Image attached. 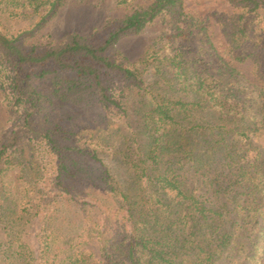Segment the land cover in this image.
<instances>
[{"label": "rangeland", "instance_id": "1", "mask_svg": "<svg viewBox=\"0 0 264 264\" xmlns=\"http://www.w3.org/2000/svg\"><path fill=\"white\" fill-rule=\"evenodd\" d=\"M151 3L152 0H133L132 5L133 8L143 9ZM252 5L249 0H181V7L174 16L165 11L141 34L123 37L118 43L123 59L130 64H140L145 57L149 58L148 65H139L142 88L126 86L114 74L105 75L107 94L121 107L103 106L98 102L99 97L93 95L86 108L75 107L69 111L60 106L61 99L55 92L53 77L34 82L35 88L48 97L43 122L45 127L52 130L60 153L55 156L56 160L48 156V159L39 162L45 170V178L37 183L33 173L21 172L20 168L10 174L14 180L11 189L18 196L24 190H29L33 196V191L36 193L40 189L47 196L40 202L37 209L39 214L35 216L36 210L30 208L33 214L29 215L31 220L26 223L27 219H24L16 227L22 238L38 248L45 216L52 212L53 218L46 226L48 234L55 232L58 241L53 244L55 250L68 248L67 254L80 250L90 256L89 262L93 264L103 261L109 250L108 245L105 247V241L110 244L111 240L128 237L133 230L126 216V203L117 193L109 191L107 184L111 182L119 188L118 184L132 176L133 172L128 170L130 162L123 159L128 146H131L129 152L134 150L141 158L147 151V143L152 140L151 134L154 132L144 130L142 116L155 103L152 97L155 95L156 98L165 97L187 103L204 101V90L198 89L197 79L192 75L196 69L197 72L203 70L201 76L208 83L216 80L223 87V75L217 72L209 75L215 56H219L236 68L239 75L235 74V77L242 80L239 85H226L229 90L221 92L228 95L227 104L236 107L237 121L229 123V128L244 131L247 137L216 128L227 116L208 108V104L196 107L188 116H178L179 125L163 140H174V131L183 127L184 134L190 138L183 141L184 147L193 153L194 159L198 158L196 163L189 162L182 170L187 182L184 188L200 196L206 208L218 213H206L207 220L200 217L198 227L190 228L192 222L189 221L186 227L172 225L167 232L175 237L182 230L179 239L184 246L181 247V242L175 243L173 250L179 253L183 264H259L264 256V185H260L262 182L264 184V81L256 75L255 58L241 64L232 61L229 38L235 25H245L249 31L247 37L264 45V9L254 12ZM130 10L119 7L116 0H89L83 3L65 0L57 15L29 42L60 43L71 34L90 36L95 30L100 31L96 33L99 39L108 20H120L131 13ZM6 25L13 32L29 26L28 21L23 19H9ZM180 52L177 61L181 62V68L187 73L178 79L173 59ZM7 73L2 70L0 62V146L6 134L16 126L17 131L22 129L25 116L23 104H16L17 97ZM247 82L250 85L246 89L243 84ZM230 88L240 90L239 97L242 98H235ZM236 103L240 105L236 106ZM228 107L224 108V113ZM62 111L68 113L66 116L70 114L68 120L61 117ZM13 124L15 127H11ZM63 130H73L78 135L66 138L67 133L61 134ZM106 140L113 146H108ZM124 140L127 142L124 151L119 152L117 147L122 146ZM128 140L135 141L128 143ZM94 148L98 150L97 159L89 155ZM62 154L68 155L69 160L76 163L72 169L74 177L63 183L57 177L60 167L58 158ZM44 155L42 150L36 152L38 159ZM102 176L107 180H102ZM142 180L140 187L149 192L151 188H148L146 178ZM259 185L261 187L258 188ZM175 197L176 192L171 191L168 196L170 216L164 218L167 224L178 220L181 213L177 212ZM184 209L185 205L180 207V211ZM213 223L215 229L212 231L209 224ZM192 232L195 236L190 235ZM4 241L5 231L0 224V244ZM207 254L212 256L211 261ZM1 261L0 251V264Z\"/></svg>", "mask_w": 264, "mask_h": 264}, {"label": "trees", "instance_id": "2", "mask_svg": "<svg viewBox=\"0 0 264 264\" xmlns=\"http://www.w3.org/2000/svg\"><path fill=\"white\" fill-rule=\"evenodd\" d=\"M86 1L89 0H77L78 3ZM249 1L253 4L252 11L264 9V0ZM64 3L65 0H0V62L2 70L8 72L14 96L17 97L16 104H23L25 113L22 129L17 131L18 126L15 127L13 124L11 127H15L14 130L6 134L0 146V224L5 231V241L0 244L2 264L3 262L5 264H93L89 262L90 256L86 252L77 250L67 254L68 248L55 250L53 244L58 242L55 232L48 234L49 230L46 226L53 218L52 212L45 216L41 229L43 234L38 240V248L31 246L30 241L22 238V235L16 231V227L24 219H27L26 223L31 220L29 215L33 214L29 211L30 208L32 211L36 210L35 216L39 214L37 209L46 194L40 189L36 193L33 191L31 196L29 190H24L21 196H18L11 189L14 180L10 174L16 168H20L21 172L33 173V176L35 175L33 179L37 183L45 178V170L39 162L48 159V156L56 160L55 156H59L60 153L53 140L52 130L45 127L43 122L48 97L35 88L34 82L37 79L53 77L55 92L61 99L60 106L69 111L75 107L86 108L93 95L99 97L98 102L103 106L121 107L107 94V87L104 84L105 75L114 74L123 80L126 86L142 88L143 80L140 78L139 65H148L149 57H145L140 64L128 63L121 57L118 50L119 41L128 35L141 34L147 25L165 11L174 16L173 14H176L181 7V0H152V3L143 9L133 8V0H116L119 7L131 9V13L120 20H108L104 32L101 31L103 34L101 38H96V33L100 31L95 30L90 36L71 34L60 43H30L29 41L40 33L47 22L57 15ZM4 14L8 17L6 18ZM6 19H23L28 21L29 26L13 32L7 27ZM248 34L247 26H234L229 35L232 61L241 64L255 58L256 75L264 81V63H262L264 45L257 40L249 39ZM178 56H181V52L176 54L173 65L177 67L175 75L179 79L187 72L181 68V62L177 61ZM214 61L210 66L212 73L209 75L214 72L223 75V87L216 80L209 84L208 80L201 76L203 70L197 72L196 69L193 72L195 74L192 75L197 79L198 89L204 90L206 97L204 101L187 103L165 97L156 98L155 95L152 97L155 103L151 108L148 107L142 116V125L145 131L149 130L154 134H151L152 140L147 143V151L143 154V158L139 154L137 156L134 150L129 152L131 146H128L127 151L123 150L126 140L122 141V146L117 147L119 152L124 151L123 159L125 162H130L131 167L128 170L133 173L132 176L123 180L122 184H118L119 188L114 187L111 182L107 186L109 191L117 193L126 203V216L133 230L128 237L111 240L110 244L109 241H105V247L108 245L109 250L106 258L98 264H183L179 253L173 250L175 243L181 242L179 238L182 230L175 237L169 236L167 230L172 225L176 227L183 225L184 228L189 221L192 222L190 228H195L200 224V217L207 220L206 213L210 212L213 215L218 213L206 208L200 196L184 188L187 182L182 175V170L188 166L189 162L196 163L198 158L194 159L193 153L184 147L183 141L190 138L184 134L183 127L180 126V130L174 131V140H163L179 125L178 116H188L194 111L193 109L202 107L204 104L227 116L216 128L237 132L247 137L244 131L229 128V123L233 124L237 121L236 107L233 104H227L229 98L225 92L221 94L222 91L229 90L226 85L230 87L239 85L242 80H237L235 74H239L230 62H224L219 56H215ZM248 84V82L243 84L246 85V89L249 88ZM65 88L68 89L65 90ZM230 90L235 98L239 97L240 90L231 88ZM260 90L263 91V89ZM227 105L229 107L224 113ZM238 105L240 104L236 103V106ZM66 114L68 113L62 111L61 117L68 120L70 114L69 116ZM46 120L49 119L46 118ZM62 133H67L66 138L78 135L73 130L66 132L63 130ZM119 133L120 130L117 134ZM130 141L134 143L135 140H128V143ZM106 143L110 147L113 146L109 140H106ZM97 146L102 147L100 144ZM140 148L141 146L138 150ZM39 150H42L45 155L38 159L36 152ZM89 155L92 159H97L98 150L94 148ZM58 162L59 181L61 179L63 183L72 179L75 175L72 170L76 164L75 161H70L68 155L62 154ZM142 178H146V184L148 188H151L149 192L140 187ZM102 180H107V177L102 176ZM260 185H264L263 182ZM260 185L258 188L261 187ZM171 191L176 192L177 212L181 213L178 220L169 221L167 224L164 218L170 216L168 196ZM184 205L185 209L180 211V207ZM214 224H209L212 231L215 229ZM190 235L195 236V233L192 232ZM183 246L184 242H181V247ZM61 254L67 255L62 257ZM207 258L212 260L211 255L207 254ZM263 260L264 256L259 260V264H264Z\"/></svg>", "mask_w": 264, "mask_h": 264}]
</instances>
